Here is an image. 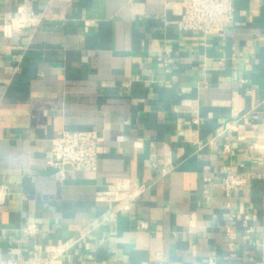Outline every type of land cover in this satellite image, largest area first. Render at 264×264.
Listing matches in <instances>:
<instances>
[{
  "label": "crops",
  "instance_id": "0c3cea01",
  "mask_svg": "<svg viewBox=\"0 0 264 264\" xmlns=\"http://www.w3.org/2000/svg\"><path fill=\"white\" fill-rule=\"evenodd\" d=\"M182 15L180 0H0V261L264 264V0H236L216 35ZM15 17L41 22L5 37ZM65 130L99 133L96 179L47 165ZM229 173L250 178L230 196ZM121 179L138 196L109 221L95 194Z\"/></svg>",
  "mask_w": 264,
  "mask_h": 264
},
{
  "label": "built area",
  "instance_id": "2783aa9c",
  "mask_svg": "<svg viewBox=\"0 0 264 264\" xmlns=\"http://www.w3.org/2000/svg\"><path fill=\"white\" fill-rule=\"evenodd\" d=\"M236 0H180L183 8L181 27L188 32L216 35L221 33L231 21L235 12ZM41 20L35 17L10 18L4 25L5 37H12L14 32L34 29ZM168 65V62H165ZM231 130H238V124H232ZM98 139L97 131H71L65 130L62 134L51 140V156L46 160L47 165L56 168L60 179L69 170L84 172L88 179H96L98 171ZM252 147H257L254 143ZM225 152L232 151L230 145ZM249 177L243 173H229L222 179L225 194L230 196L233 192L244 189L249 183ZM138 194L131 189L128 179H121L113 184L96 191L98 202L109 205L111 213L107 220L113 221L120 212L129 211L131 203ZM6 202V192L0 190V203ZM122 203L119 207L117 204ZM138 230H149L150 223L146 220L138 222ZM41 232L37 222H27L21 230V240L35 237ZM20 241V240H19ZM0 264H63L60 254L56 251H46L44 255L20 256L17 259L0 261ZM208 264H215L209 261Z\"/></svg>",
  "mask_w": 264,
  "mask_h": 264
}]
</instances>
